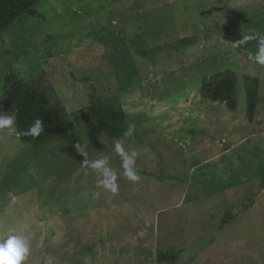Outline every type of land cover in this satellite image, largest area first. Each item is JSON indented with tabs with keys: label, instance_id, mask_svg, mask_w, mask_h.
<instances>
[{
	"label": "rangeland",
	"instance_id": "obj_1",
	"mask_svg": "<svg viewBox=\"0 0 264 264\" xmlns=\"http://www.w3.org/2000/svg\"><path fill=\"white\" fill-rule=\"evenodd\" d=\"M0 32L7 73L38 79L71 126L34 150L0 130V238L24 234L23 264H264V0H40ZM231 69L237 109L200 93ZM260 79L252 121L244 76ZM114 97L133 136L109 138L91 107ZM136 151L141 177L114 150ZM103 156L113 193L85 167ZM248 206V207H247ZM226 212L231 217L223 220ZM178 251L174 262L159 252Z\"/></svg>",
	"mask_w": 264,
	"mask_h": 264
},
{
	"label": "trees",
	"instance_id": "obj_2",
	"mask_svg": "<svg viewBox=\"0 0 264 264\" xmlns=\"http://www.w3.org/2000/svg\"><path fill=\"white\" fill-rule=\"evenodd\" d=\"M40 0H0V32L9 27L18 17L34 15V6ZM244 35L233 33L228 28L222 31V38L231 42L241 40ZM250 41V40H249ZM38 79L21 78L15 73H7L0 84V114H11L16 120V134L34 150L39 149L50 137L71 126L64 108L42 87ZM239 78L235 71L225 69L204 76L201 79L200 93L212 101L224 103L227 108L236 110L239 100ZM260 79L257 76H244V92L246 96L247 118L252 121L257 102ZM91 115L95 125L109 138L124 135L128 128L126 114L114 97H107L91 107ZM44 121L45 131L38 137L24 135L37 118ZM248 207V206H247ZM231 217L230 212L223 216L225 221ZM178 251L159 252L157 261L174 262Z\"/></svg>",
	"mask_w": 264,
	"mask_h": 264
},
{
	"label": "clouds",
	"instance_id": "obj_3",
	"mask_svg": "<svg viewBox=\"0 0 264 264\" xmlns=\"http://www.w3.org/2000/svg\"><path fill=\"white\" fill-rule=\"evenodd\" d=\"M252 39H256L259 42V50L255 56V60L257 63L264 64V35L256 33L245 35L241 40L235 42L234 47H238ZM15 125L16 120L14 115L0 114V130L7 129L12 133H16ZM44 131V121L42 118L37 117L23 134L38 137ZM134 132L135 126L129 124L124 132V136L131 137ZM114 150L120 157V166L123 169V175L130 181H139L141 177L138 174V168L136 166L138 153L136 151H127L123 143L119 140L115 142ZM85 167L94 170L98 174V185L103 186L113 193L117 192L118 175L110 165V157L103 156L91 162H85ZM30 251V240L24 234L13 233L0 238V264H23V262L27 261Z\"/></svg>",
	"mask_w": 264,
	"mask_h": 264
}]
</instances>
